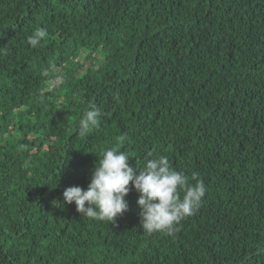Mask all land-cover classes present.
Instances as JSON below:
<instances>
[{
  "label": "trees",
  "instance_id": "16d2710c",
  "mask_svg": "<svg viewBox=\"0 0 264 264\" xmlns=\"http://www.w3.org/2000/svg\"><path fill=\"white\" fill-rule=\"evenodd\" d=\"M121 137L204 180L174 234L57 206ZM0 264H264V0H0Z\"/></svg>",
  "mask_w": 264,
  "mask_h": 264
},
{
  "label": "clouds",
  "instance_id": "9594fccd",
  "mask_svg": "<svg viewBox=\"0 0 264 264\" xmlns=\"http://www.w3.org/2000/svg\"><path fill=\"white\" fill-rule=\"evenodd\" d=\"M47 35L46 29L36 28L28 37V44L36 48ZM102 115L100 107L90 104L79 119L78 135L86 137L98 128ZM122 141V137L118 138L115 146L101 153L87 188L67 187L62 194L63 200L56 201L57 206L74 202L82 217L115 223L118 216L128 211L126 196L131 182L139 193L137 205L143 232L174 234L181 222L200 207L207 191L204 180L193 172L190 182L184 171L174 169L165 155L146 158L143 166L136 163L134 168L129 164L132 155L122 150ZM152 156L149 152L148 157Z\"/></svg>",
  "mask_w": 264,
  "mask_h": 264
}]
</instances>
